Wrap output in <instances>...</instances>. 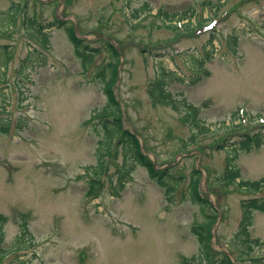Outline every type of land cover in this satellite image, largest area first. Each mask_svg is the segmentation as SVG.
<instances>
[{"label":"rangeland","instance_id":"rangeland-1","mask_svg":"<svg viewBox=\"0 0 264 264\" xmlns=\"http://www.w3.org/2000/svg\"><path fill=\"white\" fill-rule=\"evenodd\" d=\"M56 19L65 23L43 30L45 47L36 27ZM70 27L97 49L87 67ZM110 44L120 62L113 88L123 127L137 135L156 169H169L167 189L141 165L121 173L129 164L119 154L98 195L88 194L86 168L96 163L98 140L93 117L106 104L95 66L117 60ZM201 60L209 74L192 83ZM160 63L184 78L170 89L199 106L213 133L190 143L184 114L152 104L146 88ZM241 111L253 119L252 133L264 131V0H0L2 247L15 246L23 221L33 244L25 254L18 250L24 262L10 255L2 264H184L192 256L193 264H219L221 252L232 264H250L248 254L264 257L263 212L253 213L250 228L262 246L228 243L239 201L264 197V188L245 192L214 180L231 160L243 179L264 177V138L249 151L236 150L239 137L218 128L238 122ZM221 137L226 146L216 148ZM194 169L201 173L198 194L217 211L204 261L190 232L193 222L207 219L190 199ZM121 174L125 184L115 193Z\"/></svg>","mask_w":264,"mask_h":264},{"label":"trees","instance_id":"trees-1","mask_svg":"<svg viewBox=\"0 0 264 264\" xmlns=\"http://www.w3.org/2000/svg\"><path fill=\"white\" fill-rule=\"evenodd\" d=\"M16 9L17 8L12 11L10 10V19L14 18ZM172 16L173 17L171 18H174L175 15ZM64 23L65 21H59L56 19L47 25H40L39 27H36V30L43 32L45 28L53 25H57L60 28ZM67 33L70 41L74 45L76 52L81 56L83 62L85 63V67H87L97 49L90 47L83 39L78 37L72 30V27L67 28ZM42 39L44 40L43 45L45 47H49V33H46V31L43 32ZM233 44H236L235 38L233 39ZM109 47L112 50L111 58L115 57L117 60L110 62L105 66H95L97 80L101 82L102 91L106 96V104L100 111L95 113L93 117V119L96 121L93 123L92 127L93 131L98 136V140L96 141L97 147L95 150L96 163L94 165H89L86 168V175L88 172V194L92 195L93 197L98 195L103 184L101 180L102 176L106 177L110 162L114 158L116 159L119 154L124 160H126L125 163H128L129 165H123L126 169L123 166L119 167L118 171L123 168L125 170H122L121 173L126 175L128 174L129 170L133 168L134 164L141 165L147 169L151 178H155L161 186L167 189L168 184H166L165 178H171V174L168 173L169 169H156L154 167L153 161H151L148 155H146L143 151L137 135L123 127L122 110L113 88V85L117 79V68L120 62L117 50L112 44H110ZM202 63V60L199 61V69L197 72L194 70L195 74L192 75L190 79L192 83H196L201 80L203 78L202 74H209V71L202 67ZM183 81L184 78L182 76L177 74L175 71L166 68L165 65L160 63L156 66L153 77L148 81L146 91L152 104L168 106L184 114L182 119L191 131V138L189 141L190 143H194L195 141L193 137L199 134L204 136L211 134L213 133V130L206 123V121L200 117L199 106L188 101L182 93L173 92L170 89V85L173 82ZM235 117L238 122L231 120L229 123L222 122L221 125L218 126V128L223 127V129L229 130L228 136L233 135L234 137H239L237 142L239 145L238 147L234 146V148H236V150L239 149L249 151L253 145L260 146V144L263 142L264 131L252 133L254 121L246 112H242L240 115H238V117L235 113ZM225 143L226 141L224 138H219L216 148H224L226 146ZM233 144L234 143H231V145ZM200 177L201 173L199 170L194 169L190 174L188 190L190 192L191 202L198 205L207 218L201 223L195 221L190 225V232L196 237L199 244V256H201L200 259L204 261L205 259H210L209 251L212 249V226L217 218V211L207 198L201 197L198 194V183ZM214 180L217 184L224 186L235 184V186H237L240 191L245 192H256L264 188V177L255 180L243 179L239 167L236 165L234 160L228 162L223 171L219 173V175L215 176ZM116 183L117 185L113 192L119 193L125 184V178L122 177V174ZM206 185L210 187L211 183L207 182ZM239 204L241 208V217L237 230L228 243L234 248L237 247L241 242L252 243V241L262 246V241L258 237H251L250 228L253 225V213L255 211L264 213V197L242 198L239 201ZM208 207H211V213L205 212V209ZM5 218L6 217L3 214H0V264H2L4 260L10 258V255H14L12 261H19L22 263L24 261L20 259L18 250L28 251V249L33 246V244L30 242H27V240L31 239L30 235L29 239L27 238L29 233L27 223L26 221L22 222L20 225V234L16 236L15 246L7 250L2 247V242L4 239L3 224L5 222ZM221 255L222 256L219 264H232L231 258L227 253L221 252ZM247 256V259L250 260V264H264V257L262 256H254L250 254ZM197 259L198 256H192L189 259H185L184 264H193V262ZM5 264H11V261L6 262Z\"/></svg>","mask_w":264,"mask_h":264}]
</instances>
